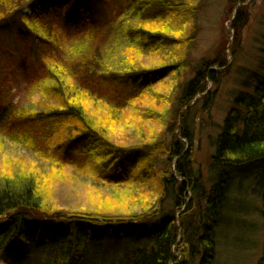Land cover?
<instances>
[{
	"label": "trees",
	"instance_id": "16d2710c",
	"mask_svg": "<svg viewBox=\"0 0 264 264\" xmlns=\"http://www.w3.org/2000/svg\"><path fill=\"white\" fill-rule=\"evenodd\" d=\"M171 1L18 0L15 4L16 0H0V28H12L18 37L12 56H8V51L2 54L0 51V137L30 152L50 167L68 171L74 176L87 174L98 178V169L106 171L111 167L135 163L134 175L128 180L114 183L102 173L99 178L108 187L137 191L145 187L146 181H154L162 204L165 188L171 183V187L175 186L176 208L187 209L184 213L180 212L179 221L184 224L181 226L185 227L184 230L177 226L175 218L164 220L152 234L150 247L127 253L122 264H186L187 257L194 256L192 242L197 240L204 246L200 264H212L216 237L214 229L219 224V212L223 208V198L228 193L233 170L242 167L249 170L255 165H264L263 76L259 77L252 95L237 97L236 107L225 120L215 155L210 160L211 166L219 173L209 193L203 188L205 177L200 170L196 176L192 157L195 137L187 121L198 103L197 97L206 93L207 80L213 84L217 81L213 68L227 67L223 59L197 70L181 95L175 96L178 108L173 111V139L167 146L150 147L140 137L123 148L116 147L91 129L84 109L75 102L74 94L82 98L81 93H86V99L116 116L143 100L148 92L177 71L174 66L148 70L131 66L125 72L103 73L92 68L94 65L91 66L92 63L85 59L76 61L75 65L60 59L64 41L78 42L85 37L89 40L99 37L105 41L109 36L107 32L114 25L122 33L127 30L131 42L137 43L141 54L162 51L172 41L166 35L169 32H166L164 23L170 24L169 20H174L178 11H186L184 5L181 9L180 5ZM96 10L102 16L96 18V15L90 14ZM241 15L243 13L236 18L233 29H239L244 23ZM76 21H81L86 29L85 33L81 29V36H74L70 31ZM140 25H153L152 28L156 29L148 32ZM61 68H69L68 74L65 72L67 76L60 72L56 74ZM262 68L264 71V64ZM83 73L85 76L81 77ZM15 87L21 92L24 89L29 97L42 94V100H46L47 104L36 100L32 109L22 107L19 102L15 104L17 95L12 93ZM243 111L245 114H242ZM153 153L166 157L165 170L151 171L156 161ZM97 166L98 169H95ZM258 186L264 203V170L258 179ZM35 187V181L26 175H16L14 180L0 176V264H84L95 240L102 239V236H128L136 230L135 220L145 224L148 218L159 216L162 212V209H153L117 218L72 213L70 210L56 214L55 210L42 208L35 195ZM190 191L198 192V202L194 197L196 202L192 205L189 202L192 197L187 196ZM202 201L207 202L204 211ZM157 204L162 207L161 203ZM153 212L155 215H152ZM261 213L264 219V205ZM113 220L119 221L114 223ZM180 231L188 235L187 238L184 236V247L178 246ZM52 233H61V236H52ZM42 246L46 247L44 253H40ZM189 248L191 253H186L189 250L184 252L183 249ZM180 256L183 260L178 262ZM103 259L105 262V258H90L88 264L102 263ZM259 264H264V245Z\"/></svg>",
	"mask_w": 264,
	"mask_h": 264
},
{
	"label": "rangeland",
	"instance_id": "374dc122",
	"mask_svg": "<svg viewBox=\"0 0 264 264\" xmlns=\"http://www.w3.org/2000/svg\"><path fill=\"white\" fill-rule=\"evenodd\" d=\"M171 2L180 5L181 9L184 5L186 11H178L175 19L169 20L170 24L164 23L166 32H169L166 35L172 41L162 51L155 54H141L137 50V43L131 42L127 30L122 33V30L119 28L118 31L114 25L107 32L109 36L105 41L99 37L95 40L85 37L80 40L82 42L64 41L60 50V59L74 65L76 61L85 59L92 63L91 66L94 65L92 68L103 73L125 72L131 66L141 70L166 66L177 68V71L165 82L148 92L143 100L116 116L99 104L86 99V93L78 91L82 94V98H79V94H74L75 102L77 101L84 109L91 129L100 133L114 146L121 148L140 137L150 147L162 146V144L167 146L173 139L171 133V126L174 123L173 111L178 108L175 104V96L181 95L186 83L194 78L197 70L202 67L207 68L210 62L225 60L226 68L217 66L213 68L217 74V81L213 84L207 80L206 93L197 97L198 103L191 110L187 121L188 128L195 137L193 167L196 176L198 170L202 172L205 177L202 185L209 193L219 173L211 166L210 160L215 155L217 140L223 131L225 120L236 107L237 97L244 94L252 95L264 76L262 68L264 0H172ZM15 4H18V0ZM92 12L90 14L96 15V18L102 16L98 10ZM240 13H243L241 17L244 18V23L239 29H233ZM80 22L76 21L70 27L74 36L85 33V26ZM152 27L153 25H140V28L148 32L156 29ZM82 28L83 33L80 32ZM17 38L14 29L0 28L1 54L8 51V56H12L17 46ZM27 70L31 71V68ZM68 71L69 68H61L56 74L60 72L67 76ZM83 76L84 73L81 77ZM19 89L15 87L12 92L17 95L14 99L15 104L19 102L23 104L22 107L32 109L36 106V100H42V94L38 97L35 95L29 97L23 88L22 92ZM42 102L47 104L46 100ZM1 108L0 106V111ZM37 108L40 109V106ZM242 114L245 112L243 111ZM153 155L156 161L151 171L165 170L166 157L163 154L153 153ZM134 168L135 163L111 167L106 171L98 169L97 166L95 169H98V178L87 174L74 176L68 171L62 172L50 167L30 152L0 137V176L11 177L14 180L16 175L20 177L26 175L28 179L35 181V195L40 200L42 208L55 210L56 214L70 210L72 213L110 218L162 209L159 216L148 218L145 224L135 220L136 230L131 231V235L107 238L97 234L102 236V239L93 242L94 248L90 250V256L84 264H88L90 258L94 257H97V260L105 258V262L103 259V262L98 264H122L127 253L150 247L152 234L166 219L175 218L177 226L181 230L185 229L181 227L184 224H180L179 219L181 213L187 209L176 208L175 186L171 187V183L165 188V199H162V204L154 181H146L145 187L137 191L108 187L102 178H99L102 173L107 180L118 183L131 178L134 175ZM262 170L264 165L260 164L249 170L244 167L233 170L228 193L224 195L223 208L219 212V224L214 229L216 237L213 241L212 264L260 263L264 245V219L261 213L264 203L258 179ZM173 171L175 175V164ZM187 196L192 197L189 201L191 205L193 202H198V192L190 191ZM158 202L162 207L158 206ZM201 204L204 211L207 202L202 201ZM152 215H155V212ZM113 221L116 223L119 220ZM178 233L181 235L178 246L184 247L186 243L184 236L188 235L184 234V231ZM60 234L52 233V236L60 237ZM192 243L195 253L192 258L190 255L187 257L186 264H200L204 246L198 240ZM42 247L40 253L45 252L46 247ZM183 250L184 252L189 250L186 253L192 251L190 248ZM181 257L178 258V262L183 260Z\"/></svg>",
	"mask_w": 264,
	"mask_h": 264
}]
</instances>
